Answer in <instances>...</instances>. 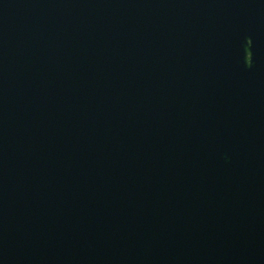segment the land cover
Returning <instances> with one entry per match:
<instances>
[{
  "label": "water",
  "instance_id": "obj_1",
  "mask_svg": "<svg viewBox=\"0 0 264 264\" xmlns=\"http://www.w3.org/2000/svg\"><path fill=\"white\" fill-rule=\"evenodd\" d=\"M0 264H264V0H0Z\"/></svg>",
  "mask_w": 264,
  "mask_h": 264
},
{
  "label": "snow or ice",
  "instance_id": "obj_2",
  "mask_svg": "<svg viewBox=\"0 0 264 264\" xmlns=\"http://www.w3.org/2000/svg\"><path fill=\"white\" fill-rule=\"evenodd\" d=\"M247 41H248L249 44L251 43V40L250 39H248ZM247 63H251V56L250 55H248V61H247Z\"/></svg>",
  "mask_w": 264,
  "mask_h": 264
}]
</instances>
